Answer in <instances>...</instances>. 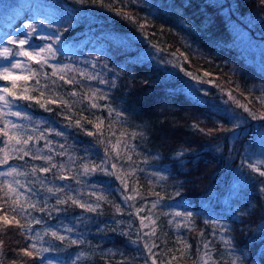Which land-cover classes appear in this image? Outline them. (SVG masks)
Wrapping results in <instances>:
<instances>
[{"label":"trees","instance_id":"1","mask_svg":"<svg viewBox=\"0 0 264 264\" xmlns=\"http://www.w3.org/2000/svg\"><path fill=\"white\" fill-rule=\"evenodd\" d=\"M224 9H227L225 13ZM125 13L133 19H123ZM246 13L250 18L260 20L261 26L258 22L246 23L243 20ZM72 17L74 19H70ZM26 18L33 22L43 18L56 23L54 30L62 33L64 29L60 24L70 21L64 27L69 28L71 35L64 33L63 41L55 45L60 49L58 62L61 67L37 64L26 57L13 56L7 60L0 57V68L20 60L21 67L14 71L29 75L30 69L35 73L29 81H18V89H29L28 94L37 96L41 103L52 109L45 111L34 101L31 107L27 102L18 101L21 107H13L12 110L32 116L31 122L22 121L28 133L37 136L39 131L49 127L64 133L63 136H57L55 131L45 133L53 141L49 147L56 152L64 151L66 154L63 156L49 153L45 147L47 141L43 139L32 146L33 154H53V162L58 165L51 173H37L38 179L30 175L31 167L50 165L30 157L21 161L13 150L14 142L7 149L0 142V160L8 156V163L0 164V172L16 167L29 173L27 179L35 189L31 202L37 203V210H30L33 217H42L54 227L73 226L78 234H83V244L69 247L70 241L66 240L61 245L62 251L51 256L56 261H68L69 254L74 257L85 252L78 264H120L125 258V264H144V241L140 245L132 241L138 239L140 217L145 216L147 227L142 231L150 232L155 228L156 236L145 239L149 244L155 242L159 246L154 249L158 264H169V261L170 264H194L201 229L210 240V257L214 258L210 264H230L233 257L229 255L227 245L219 235L211 237L212 225L204 224L211 215L221 218L231 228L229 235L238 245L236 254H243L245 264H264V193L258 190L257 173L248 168L238 171L250 140L264 130V121L249 118L243 125V131L233 136L226 131L232 125L222 115L224 109L242 110L229 99V92L235 101L245 104L251 111L257 114L264 112V103L257 100L264 88V50L259 49L264 44V9L260 7L259 0H140L139 3L104 0L103 6L99 3L93 5L90 0L84 5L76 3V0H0V40L8 35H17L16 29ZM230 23L245 31V38H236ZM54 30L41 28L40 33L51 34ZM42 43L33 39L31 47L38 48ZM4 46L0 44V49ZM252 46H256L259 52ZM95 57H99L101 63L107 62L113 72L119 74L118 86L109 93L112 97L110 106L126 110V120L114 115L109 117L108 109L100 107L105 101L99 98L104 93H98V89L106 86L99 85L96 79L100 70L93 71L90 67ZM162 60L169 63L164 64ZM53 71L57 75L53 76ZM205 72L210 75L204 76ZM61 74L74 83L60 80ZM105 75L111 76L101 73L100 78ZM37 79L39 85L36 84ZM199 80H211L213 83L201 85L196 82ZM4 86L10 87L11 84L0 81V87ZM201 88L208 90V98L202 93L197 94ZM41 90L44 91L43 96L39 95ZM94 93L98 94L94 96ZM51 99H56L57 104H47ZM92 102L98 106L92 108ZM8 119L19 120L14 116ZM76 120H80L79 126ZM214 120L220 123H214ZM97 123L100 124L99 130L95 129ZM194 124L204 131H198ZM37 128L39 130H35ZM85 129L102 132L103 136H88ZM141 130L145 133L143 138L130 139V135ZM3 139L0 136V141ZM60 144H64L63 150L59 148ZM133 144L138 146L135 152L130 150ZM105 148L108 149V165L117 164L113 171L115 176L128 183L127 190H123L115 176L97 173L86 179L107 182L104 189L106 198L99 201L102 214L87 212L71 203L59 206L66 207V211L54 212L55 197L47 188L55 185H69L75 189L70 193L73 198L82 202H97L88 184L77 185L75 179L81 178L78 173L83 171L85 164L92 166L91 161L84 157L90 156L99 164L104 158ZM179 150L189 153L190 162L186 161L182 168L174 169L172 154ZM149 152L159 153L161 160L149 157V163H143ZM129 157L137 168L147 170L133 176ZM259 157L250 159L249 163L255 160L254 163L258 162L256 166L264 169L263 164H259L262 159L264 163V157ZM60 164L64 167L60 168ZM153 170H167L164 174L168 180L153 178L150 175ZM60 175H67L70 179L60 181L57 179ZM16 178L25 183L24 175ZM12 179L0 176V184ZM181 182L184 184L180 189L182 200L174 196L175 186ZM240 183L243 187L239 191L237 185ZM156 192L165 197L163 211L159 207L152 208V202L158 199ZM58 195L66 198L65 193ZM126 196L132 199L125 200ZM43 200L48 202L45 213L38 211L43 207ZM185 208L197 213L193 230H189L192 225L187 217L183 218V223L188 227H178L175 221L181 218L169 214ZM140 209L143 211L137 214ZM47 212L52 213L51 218ZM113 220L120 223L114 224ZM24 222L22 219L21 223ZM33 228L43 235V224H34ZM97 228L103 231H97ZM182 239L192 245L190 250L184 249ZM0 240L4 241L7 253L3 264H12L14 260L16 264H33L27 257L13 251L25 247L24 236L17 227L0 226ZM45 240L53 245L60 244L50 235ZM181 251L185 253L184 258H179ZM173 253L177 257L175 260H171ZM199 255L200 260L196 264H202L204 259L202 252Z\"/></svg>","mask_w":264,"mask_h":264},{"label":"snow or ice","instance_id":"2","mask_svg":"<svg viewBox=\"0 0 264 264\" xmlns=\"http://www.w3.org/2000/svg\"><path fill=\"white\" fill-rule=\"evenodd\" d=\"M87 2V0H76V3L80 5H84ZM134 3H139L140 0H132ZM90 3L93 5L100 4L103 6L104 0H90ZM260 7L264 9V0H259ZM190 6V5H189ZM239 7V5H238ZM117 15H120V13H116ZM74 19V17L70 18ZM123 19L131 21L133 19L132 16H129L127 13L123 15ZM70 21H66L63 24H60L61 27H63L64 31L63 33L54 30L56 29L57 24L56 23H50L47 20L43 18H39L35 22L25 19L24 22L21 23V26L16 29L17 35H8L5 36L2 40H0V44L6 45L2 49H0V57L4 59H10L13 56H19V57H26L28 61H35L37 64H44L48 65L53 68L61 67V65L58 62V55L60 49L57 48L55 45L61 43L63 41L64 33H68L71 35L69 28L64 27V24L69 23ZM143 27V25H141ZM41 28H48L50 30H54L51 32V34H41L40 29ZM21 29H23V32H21ZM38 40L42 41L43 43L38 46V48H32L31 42L32 40ZM14 46V47H9ZM27 46V47H26ZM160 51V50H156ZM153 57L151 56V60ZM51 61H57V63H50ZM164 64H168L169 61L162 60L161 61ZM87 64V61L84 62ZM21 67V61L15 60L12 63H10L7 66H4L0 68V81H6L10 82L11 86L7 87H0V136H2L4 139L3 141H0L4 144L5 148H9L10 144L14 142V145H12L13 150L15 151L18 158L23 161L25 157H30L32 160H42L46 164L50 166H37L33 165L31 167L30 175L36 179L39 177L37 176V173L41 174H47L51 173L53 169L57 168V163L54 161V155L53 154H33L31 151V148L34 144H38L40 140H46L47 143L45 147L48 148L49 153H54L60 156L65 155L66 153L64 151L56 152L55 149L49 147L53 144V141L48 139V137L45 135L46 132L49 131H55V134L57 136H63V131L54 130L51 129V127L46 128L42 131H39V135L33 136L32 134H29L27 131L26 125L22 122L24 120L32 121V116H30L27 112H22L19 110L13 111V107H16L19 109L21 105H19L18 101L27 102L29 107H31V103L34 101L36 105L40 106L41 108H44L45 111H52L51 108L46 107L44 103H41V100L32 94L29 93V89L25 88L23 90L18 89L17 82L18 81H29L32 79V76L35 75L30 69L28 70L31 74L29 75H23L18 74L14 69H19ZM63 67H67V65H64ZM91 69L95 71L96 69H99L100 71L96 75V79L98 81L99 85L106 86L104 89H98V93L103 92L104 94H101L99 96L100 99L104 100L105 103L103 105H100L102 108L108 109L109 117H115L120 118L121 120L127 119V112L123 109H118L117 107L110 106V101L112 100L111 95L109 94L112 90H114L118 84L117 81L119 80V74L113 72V69L109 66L107 62L101 63L99 57L93 58V61L90 65ZM111 74L109 77L108 75H105L104 78H100V74ZM53 76L57 75L55 71L52 73ZM83 75V73H81ZM185 75L190 76V73H185ZM210 73L205 72L204 76H209ZM60 80L64 81L67 84H72L74 81L72 79H65V76L63 74L60 75ZM89 79H93V77H89ZM192 80H196V78L193 76ZM197 83H200L201 85L204 84H211L213 81L211 80H199L196 81ZM53 83H55L53 81ZM36 84L39 85L40 81L37 79ZM98 93H94L93 95L96 96ZM203 94L205 98H208V90L206 88H201L200 90H197V94ZM75 93H73L74 95ZM40 96L44 95V91L39 92ZM228 97L230 100H233L236 103V107L243 110V113H247V115H243L241 112H237L235 110L230 109H224L222 111L223 118H226L228 122L232 125V127L228 128L226 131L233 136H238L240 132L243 131V125H246L249 118L253 121H264V112H261L257 114L256 112L251 111L245 104L239 103V101H235V98L232 96V93H228ZM257 100H259L261 103H264V88L261 89L260 95L257 97ZM227 103V101H225ZM47 104L55 105L57 104L56 99H51L47 101ZM92 108H96L98 105L95 102H92L90 105ZM14 116L19 118L18 121H13L8 119V117ZM214 123L219 124L220 121H213ZM37 124L39 122H36ZM45 123H47L45 121ZM76 125H80V120H76ZM194 128H196L198 131L203 132L204 130L202 128H199L198 125H193ZM262 127H264V124H262ZM95 129H100V124L97 123L95 125ZM35 130H39L38 128ZM223 130V129H221ZM86 134L88 136H103L102 132L99 131H90L85 129ZM260 142H259V154L264 156V131L261 132ZM27 135V138H24V136ZM127 135V134H124ZM145 133L141 130L136 132L134 135H130V139L135 141L137 138H143ZM218 138V137H217ZM103 143V140L100 141ZM111 141H109L110 143ZM119 143V142H118ZM64 144H60L59 148L61 150L64 149ZM124 147L127 149L128 145L125 144ZM253 148H255V145H253ZM138 146L133 144L131 147V151H137ZM41 151V150H38ZM87 151V149L85 150ZM252 153H246L245 156L241 159L240 164L238 165V171L244 168L251 169L253 172L258 174L259 181H258V190L262 193H264V169H261L260 167H257L255 164L249 163V160L251 159ZM107 155H108V149L105 148L104 152V158H101L99 161V164H97L95 161H92L90 156L84 157L85 160H89L92 163L91 167H88L87 164L84 165L83 171L81 173H78V175L81 177L80 179H75V184L81 185V184H88L91 195L96 197L97 202L93 203L91 201L89 202H82L79 198H73V196L70 194L71 192L75 191V189L70 188L69 185H55L53 187H48L47 191L52 194V196L55 197V205L53 207V211L57 214L66 211V207H59L60 205L67 206L69 203L78 206L81 209H84L87 212L91 213H100L102 214V206L99 203L100 200L105 199L104 195V189L107 185V182L104 180H96L91 181L86 179L90 176H95L97 173L106 175V176H115L114 169H116L117 164L112 163L110 166L107 163ZM149 157L152 160L159 161L161 160V155L159 153H147V155L143 159V163L147 164L149 163ZM172 160H173V168H182L185 165V162H190L189 153L185 150H179L174 151L172 154ZM8 163V156L5 155L2 160H0V164H7ZM129 163L133 164V173L132 175L135 176L139 173H142L146 171L147 169L143 168H137L135 163L132 161V158L129 157ZM60 168H63L64 165L60 164ZM167 172V170H164V172L161 171H150V175L153 178L159 179L161 181L168 180V176L164 173ZM21 175L25 176V183H21L19 179L16 177H19ZM29 173L21 172L16 167H11L6 172H0V176L2 177H12L13 179L11 181L4 180L2 184H0V226L3 228H9V227H17L21 234L24 236V243L25 247L13 249V251H16L18 255L22 257H27L29 260L33 261V264H78V262L86 255L85 252H79L75 254L73 257L72 254H69V260L68 261H56L51 254L52 253H59L62 251L61 245L64 244L66 240L70 241L69 247L71 245H81L85 242L83 238V234L79 233L78 230L73 226L68 225H58V226H51L48 225L47 222L42 217H33L32 211L30 210H37V203L31 202V195L35 193V189L31 187V181H28L27 176ZM241 175L243 173L241 172ZM60 181H65L70 179L67 175H60L57 177ZM115 179L120 180L121 184L123 185V190H127L128 183L122 179L119 176H115ZM15 185V186H14ZM43 186V185H42ZM238 189L243 187L242 183L238 184ZM184 187L183 182H181L179 185L175 186L174 196L177 199L182 200L183 194L180 191L181 188ZM67 190V191H66ZM99 191L100 195L97 196V192ZM65 193L66 198H61L58 194ZM156 197L158 199L156 201L152 202V208L159 207L161 211H163V201L165 197L161 196L159 192L155 193ZM125 200H130L132 197L126 196L124 197ZM43 207H39L38 211L41 213H45L48 209V202L47 200H43ZM5 206H7V210H5ZM119 206H117V212H119ZM140 211H143V209L138 210L137 214H139ZM170 215H175L176 217H180L181 219L178 221H175L178 227H188V224L183 223V218H188V223L192 225V228L189 230H193L195 228V217L197 216V213L193 210H188L187 208L183 210H173V212L169 213ZM47 215L51 218L52 213L47 212ZM240 215H243L241 213ZM24 220V223H21V220ZM147 219L145 216L140 217V229L141 231L137 232L138 239L135 241H132V243L140 245L141 241H144L142 244L143 250H144V264H158V257L157 252L154 251V249H157L159 246L152 242L149 244L145 238L152 236H156L155 228H152L150 232L142 231L147 225H145L144 221ZM114 224H119V220H113ZM154 223V222H153ZM171 223V221H170ZM34 224H43V235L40 231H37L33 228ZM204 224L208 225L211 224L213 227V231L211 233V237H216L217 235L220 236V238L223 240L225 245H227V251L230 256L233 258L230 261V264H245V259L243 254L237 255L238 251V245L234 242V238L229 235L231 232V228L225 224L221 218L219 217H212L209 215L208 218L204 220ZM97 231H103L100 228H97ZM112 231H115V229H112ZM51 236L54 240H57L60 242V244H50L47 240H45L46 236ZM182 242L184 244V249L190 250L192 248V245L187 243L182 239ZM171 251V250H169ZM203 253L204 259L202 260V264H210L211 259H214L210 257V240L206 237L205 230L201 229L199 231L198 236V243L196 247V253L197 257L196 260H194V264H196L197 260H200V253ZM123 255V254H122ZM7 253L4 251V241L0 240V264H3V260L6 258ZM185 253L184 251H181V255L179 258H184ZM127 258H125L126 260ZM177 257L173 253L171 256V260H175ZM125 260H121L120 264H125ZM12 264H16V261L14 260ZM26 264V262H25ZM163 264V262H161ZM170 264V261H169Z\"/></svg>","mask_w":264,"mask_h":264},{"label":"rangeland","instance_id":"3","mask_svg":"<svg viewBox=\"0 0 264 264\" xmlns=\"http://www.w3.org/2000/svg\"><path fill=\"white\" fill-rule=\"evenodd\" d=\"M225 11H227V9H224V13H225ZM246 16H243V20L244 21H246V23H248V24H253V23H257L258 22V24H259V26H261L260 24H262V22L260 21V20H257L256 19V17H253V18H250L249 17V14L247 15V13L245 14ZM232 24H234V23H230V29H231V31H232V33H233V35L237 38L238 36H239V38L240 39H243V38H245V36H246V32L245 31H240L241 29H236V27L234 26V25H232ZM264 26V25H263ZM252 48H253V50H256L257 52H259L258 51V49L256 48V46H252ZM259 49H261V51H263L264 50V44H262V47L261 48H259ZM236 111V110H235ZM237 112H241V113H243V110H241V111H237ZM243 115H245L246 116V113H243ZM262 131H264V130H262ZM262 131H259L258 133H256L254 136H253V138H252V140H250V142H249V144H248V146H247V148H246V152H245V154L246 153H252L251 154V159H256V158H258L259 156H260V154H259V142H260V137H261V132ZM253 145H255V148H253ZM264 157V156H263ZM260 158V157H259ZM263 160V159H262ZM260 161L259 162V164H260V166H261V164H263L262 166L264 167V163H263V161ZM255 161V160H254ZM254 161L252 162L253 164H255V165H257L258 164V162H256V163H254Z\"/></svg>","mask_w":264,"mask_h":264}]
</instances>
